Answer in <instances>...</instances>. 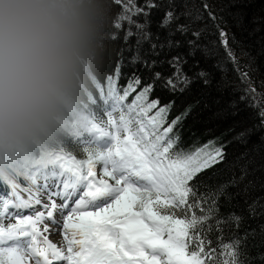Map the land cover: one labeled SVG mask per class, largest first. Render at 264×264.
Returning a JSON list of instances; mask_svg holds the SVG:
<instances>
[{
	"label": "snow or ice",
	"instance_id": "obj_1",
	"mask_svg": "<svg viewBox=\"0 0 264 264\" xmlns=\"http://www.w3.org/2000/svg\"><path fill=\"white\" fill-rule=\"evenodd\" d=\"M112 18L83 120L0 174V264H264V0H112Z\"/></svg>",
	"mask_w": 264,
	"mask_h": 264
},
{
	"label": "clouds",
	"instance_id": "obj_2",
	"mask_svg": "<svg viewBox=\"0 0 264 264\" xmlns=\"http://www.w3.org/2000/svg\"><path fill=\"white\" fill-rule=\"evenodd\" d=\"M112 0H0V174L52 151L85 117Z\"/></svg>",
	"mask_w": 264,
	"mask_h": 264
},
{
	"label": "trees",
	"instance_id": "obj_3",
	"mask_svg": "<svg viewBox=\"0 0 264 264\" xmlns=\"http://www.w3.org/2000/svg\"><path fill=\"white\" fill-rule=\"evenodd\" d=\"M120 45V41H115L113 42V49H116L118 48ZM113 57H115V51H113ZM114 67H115V60H113V65H112V71L114 72ZM125 72L129 73L131 72V69L130 68H125L124 70ZM254 77L256 78V86L257 88L259 89L260 88V77L257 73H253ZM119 85L121 88H123V86H125L127 84V76H121V78L119 79L118 81ZM134 94V93H133ZM156 95H161L162 96V102H167V97H164L163 94H161L159 91H157L156 93H153V96H156ZM235 95L239 96V93H236ZM97 96H98V93H97ZM232 99V94L229 91L225 92L223 95H222V99H221V103L223 105H227V103L229 102V100ZM241 109H242V116H243V124L241 126H250L252 125L253 123H255L256 121H258V117L255 115L257 109H254L252 107H248L246 105V103H242L241 104ZM99 110V109H98ZM231 124V119L225 121V125H230ZM195 130V129H194ZM224 130V126H221L219 130H217L215 132V135H220V132ZM261 135V132H255L251 137H250V140L252 142H255L258 140L259 136ZM188 136V133H186V138ZM210 137H203L202 138V142L203 140H206ZM191 141L189 140V143ZM69 147L73 148L76 153L78 155H83L82 152L79 153V150L77 149V147L73 144H69ZM243 145H239L238 142H233V145L231 146H228V149L229 151H233V148H239L240 150L243 149ZM238 154V153H237ZM2 188H0L1 190ZM259 194V193H257ZM251 223L255 224V221H252Z\"/></svg>",
	"mask_w": 264,
	"mask_h": 264
},
{
	"label": "rangeland",
	"instance_id": "obj_4",
	"mask_svg": "<svg viewBox=\"0 0 264 264\" xmlns=\"http://www.w3.org/2000/svg\"><path fill=\"white\" fill-rule=\"evenodd\" d=\"M53 236H55V238L58 240V238L60 237L59 235H53Z\"/></svg>",
	"mask_w": 264,
	"mask_h": 264
},
{
	"label": "bare ground",
	"instance_id": "obj_5",
	"mask_svg": "<svg viewBox=\"0 0 264 264\" xmlns=\"http://www.w3.org/2000/svg\"><path fill=\"white\" fill-rule=\"evenodd\" d=\"M60 239V237L58 238V240Z\"/></svg>",
	"mask_w": 264,
	"mask_h": 264
}]
</instances>
